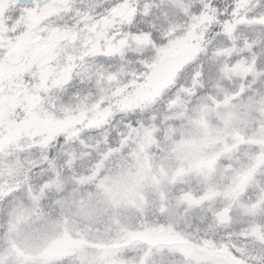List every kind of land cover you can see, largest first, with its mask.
I'll list each match as a JSON object with an SVG mask.
<instances>
[{
	"label": "snow or ice",
	"instance_id": "1",
	"mask_svg": "<svg viewBox=\"0 0 264 264\" xmlns=\"http://www.w3.org/2000/svg\"><path fill=\"white\" fill-rule=\"evenodd\" d=\"M0 264H264V0H0Z\"/></svg>",
	"mask_w": 264,
	"mask_h": 264
}]
</instances>
